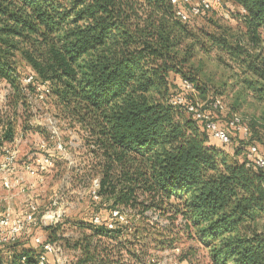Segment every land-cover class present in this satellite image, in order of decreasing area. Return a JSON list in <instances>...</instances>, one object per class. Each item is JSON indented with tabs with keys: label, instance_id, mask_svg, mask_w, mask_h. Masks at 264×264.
Instances as JSON below:
<instances>
[{
	"label": "trees",
	"instance_id": "trees-1",
	"mask_svg": "<svg viewBox=\"0 0 264 264\" xmlns=\"http://www.w3.org/2000/svg\"><path fill=\"white\" fill-rule=\"evenodd\" d=\"M231 1L242 11L243 30L203 31L202 38L188 24L192 17L177 15L189 8L182 0H0V153L19 131L33 130L47 134L57 176L68 164L55 158L51 131L31 124L40 87L47 95L37 101L50 100L84 139L85 164L73 177L100 181V199L90 195V207L102 223L91 216L71 224L76 236L61 232L64 246L80 253L71 264H152L155 251L184 238L198 240L213 264H264V229L257 227L264 170L247 165L248 146H263L264 131L258 135L253 119L242 115L252 133L247 139L220 120L231 136L224 143L170 102L171 72L213 92L209 102L228 90V83L196 74L198 46L225 53L240 69L235 84L264 100V0ZM61 228L46 226L47 240L56 242ZM18 241L0 244V264H39L43 248L20 250ZM189 258L184 251L180 264Z\"/></svg>",
	"mask_w": 264,
	"mask_h": 264
},
{
	"label": "rangeland",
	"instance_id": "rangeland-1",
	"mask_svg": "<svg viewBox=\"0 0 264 264\" xmlns=\"http://www.w3.org/2000/svg\"><path fill=\"white\" fill-rule=\"evenodd\" d=\"M198 1L199 0H190L189 7L195 5ZM241 12L242 11L236 7L231 0H217V4L214 8H211L208 12H204L201 15H193L190 21H188V24L194 28L202 38H204L205 32L219 35L223 34L224 28H231L232 34L237 35L244 28L237 17ZM192 63L195 65L194 70L199 78L215 85L223 82L228 83V90L222 95L228 110L231 109L234 111L233 106L239 104L240 107L236 109L238 110L237 112L253 119L254 132L259 135L264 131V100L255 97L251 91H241L242 85L235 84L237 81L236 74L240 72V69L225 53L216 48L210 49V51L207 52L202 46H198L197 56ZM179 77L178 74L173 72L170 73L172 92H179L181 89L179 86L181 78ZM4 94L5 89L2 88V98ZM189 94L196 103L202 106H206L209 100L214 96L213 92L206 94L202 93V91L196 88L195 84H193ZM32 110L35 117L32 119L31 124H33L34 127L39 125L44 126L47 128L46 133L51 131L52 126L58 128L65 150H60L56 146L58 152L55 154V158H65L68 164L61 169L62 173L57 176L56 174L59 172V169L53 168L55 160L52 159L50 153H54L49 148L51 142L47 134L44 135L39 132H34L33 130H29L26 133L19 131L16 145L18 169L13 175L20 176L22 178L21 182L24 184L26 183L27 186L24 190L19 187H14L11 191H7V189L1 185L0 212L6 208L21 212L26 207L27 202L33 201L38 205L41 214H44L51 209L54 201L58 202V205H62L65 208L66 213L61 221L62 228L59 230L56 242L64 247L70 262L74 263L80 253L77 250H71L64 246V240L60 237L61 232L65 229V237L76 236L75 233L70 230L71 224L86 221L96 213L92 212V208L90 207V188L94 179L88 182L79 181L78 178L73 177L80 172V166L82 167L85 164L84 139L77 127H72V124H70L68 120L58 115V111L55 109L54 105L50 103V100H48L46 104H42L40 101L35 100ZM214 115L222 122L223 120L227 122L229 117L227 110L224 113L214 112ZM3 153L2 150L0 153V162L3 159ZM44 157H50L53 161V164L46 169L40 167L41 160ZM26 164L32 165L34 174L26 172L24 168ZM5 175L4 173L0 176V182H3V176ZM29 182L38 183L32 188L29 186ZM178 222L182 223V220ZM49 223V218H38L37 222L30 225L21 235L18 241L19 249L38 248L35 238L40 237L42 240H47L49 238L50 231L46 229ZM257 227L260 230L264 229V218L258 220ZM177 246L180 248V252H178L179 260L182 258V253L184 251L189 252L190 262H185L183 264H213L209 251L203 247L198 240L184 238L182 242L175 245V247ZM170 251L171 249L155 251L154 257L156 259H161L168 253H171ZM50 260L49 264H54L53 257H51Z\"/></svg>",
	"mask_w": 264,
	"mask_h": 264
},
{
	"label": "built area",
	"instance_id": "built-area-1",
	"mask_svg": "<svg viewBox=\"0 0 264 264\" xmlns=\"http://www.w3.org/2000/svg\"><path fill=\"white\" fill-rule=\"evenodd\" d=\"M177 2L178 0H172ZM183 3L189 4L190 0H182ZM217 0H199L195 5H191L188 10L179 9L177 15L183 20L188 21L193 15H201L205 10L212 8L213 3ZM190 5V4H189ZM33 76L29 75L24 78V82L28 83L32 81ZM181 86L186 90H191L193 85L188 79H182ZM47 92L42 88H38L36 100H42L46 97ZM170 102L179 109H183L197 120L202 122L204 127L212 134L213 137L220 140L221 142L228 143L231 141V136L229 130L222 128L220 126V120L216 118L214 112L224 113L228 111L227 104L223 97H216L211 100L206 106H202L198 103L188 101L186 96L182 91L175 92L170 97ZM208 107V108H205ZM227 125L235 132L240 134L245 138H251V129L241 114L233 113L228 120ZM52 137L56 142V146L60 150H65L63 148V142L61 140V135L56 126L51 127ZM264 138V132H263ZM18 142V137L15 138L13 143L7 144L3 147V159L0 162V176H3V187L6 189H12L14 187H19L24 190L27 184L21 182L22 178L20 176L13 175L17 172V149L16 145ZM247 165L256 166L264 170V145L261 146L258 143H250L247 150ZM53 161L50 157H44L41 160L40 167L46 169L51 166ZM26 172L34 174V169L31 164H26L24 166ZM12 176V177H11ZM38 182H29L30 187H35ZM99 188L100 181L98 178L94 179L91 184L90 194L94 200H99ZM55 208V209H54ZM66 210L62 205H58V202L54 201L50 210L41 214L39 207L33 201L26 203V207L21 211H13L10 208H6L0 212V244L14 243L18 241L21 234L28 228V226L33 225L37 222L38 218H49V225H56L61 223L65 216ZM113 216L116 217L119 221H127L126 215L119 213L118 210L113 211ZM93 223L101 224L102 217L100 214L96 213L93 216ZM109 228H115L116 223L109 221L107 223ZM35 241L37 245H40L44 252L39 256V264H45L48 255L53 257L55 264H71L67 253L64 250V247L57 242H51L48 240H42L40 237H36ZM163 258H155L154 255L150 258L152 264H180L178 259V252L180 248L174 247Z\"/></svg>",
	"mask_w": 264,
	"mask_h": 264
},
{
	"label": "crops",
	"instance_id": "crops-1",
	"mask_svg": "<svg viewBox=\"0 0 264 264\" xmlns=\"http://www.w3.org/2000/svg\"><path fill=\"white\" fill-rule=\"evenodd\" d=\"M3 186L2 182H0V187ZM6 189V188H5ZM7 191H11V189H7Z\"/></svg>",
	"mask_w": 264,
	"mask_h": 264
}]
</instances>
